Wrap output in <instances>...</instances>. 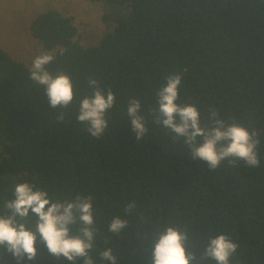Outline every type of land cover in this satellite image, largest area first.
Wrapping results in <instances>:
<instances>
[{
    "label": "trees",
    "instance_id": "obj_1",
    "mask_svg": "<svg viewBox=\"0 0 264 264\" xmlns=\"http://www.w3.org/2000/svg\"><path fill=\"white\" fill-rule=\"evenodd\" d=\"M112 9L113 28L96 45L77 40L70 16L50 9L30 23L33 37L55 59L53 74L67 73L79 98L92 94L90 77L115 103L100 138L78 123V98L64 109L49 106L30 67L0 49V212L16 184L45 189L53 200L91 195L100 231L92 255L111 246L118 264H150L152 237L169 224L187 227L188 250L200 252L209 236L225 233L239 247L232 264H264V5L258 0H90ZM181 73L178 103L195 104L201 123L210 110L255 129L260 167L224 161L210 170L192 159L182 139L153 122L157 90ZM141 101L149 132L139 141L126 114ZM210 123V122H209ZM135 202L125 217L124 208ZM120 215V235L107 231ZM0 264H15L0 251ZM38 264H66L40 247Z\"/></svg>",
    "mask_w": 264,
    "mask_h": 264
},
{
    "label": "clouds",
    "instance_id": "obj_2",
    "mask_svg": "<svg viewBox=\"0 0 264 264\" xmlns=\"http://www.w3.org/2000/svg\"><path fill=\"white\" fill-rule=\"evenodd\" d=\"M264 5V0H258ZM55 56L44 52L31 63L30 79L43 86L49 106L60 109L58 121H64V109L78 98L76 120L87 127L90 136L100 138L108 127L106 113L115 103L111 90L106 93L97 79L90 77L91 95L79 98L70 76L47 68ZM181 73L166 77V83L157 92L158 108L153 109V122L182 139L192 159L204 161L210 170L218 169L224 161H243L247 166L260 167L258 146L261 141L255 129L240 123L228 122L215 109L210 110L208 122L201 123V113L192 103H178ZM141 101L130 98L126 114L136 140L148 132L146 120L140 114ZM210 122V123H209ZM135 202L125 208V217L135 209ZM114 216L107 231L120 235L129 221ZM100 228L95 219L91 195H77L74 199L53 200L45 189L22 182L15 185L12 198L4 202L0 212V251L6 252L15 264H38L40 247L50 257L62 259L66 264H98L92 255ZM191 233L187 227L169 224L152 237L150 264H198L195 252L188 250ZM239 245L229 235H210L199 256V261L232 264ZM99 264H118L119 258L111 246L98 251Z\"/></svg>",
    "mask_w": 264,
    "mask_h": 264
},
{
    "label": "rangeland",
    "instance_id": "obj_3",
    "mask_svg": "<svg viewBox=\"0 0 264 264\" xmlns=\"http://www.w3.org/2000/svg\"><path fill=\"white\" fill-rule=\"evenodd\" d=\"M50 9L73 18L78 28L77 40L86 46L98 44L114 25L111 18L104 20V15L112 9L103 2L0 0V49L31 66L32 60L44 51L42 42L30 32V23L38 14Z\"/></svg>",
    "mask_w": 264,
    "mask_h": 264
}]
</instances>
